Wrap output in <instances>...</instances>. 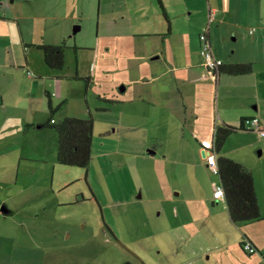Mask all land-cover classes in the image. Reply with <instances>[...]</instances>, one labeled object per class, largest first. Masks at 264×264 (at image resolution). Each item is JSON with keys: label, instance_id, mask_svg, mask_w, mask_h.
<instances>
[{"label": "rangeland", "instance_id": "1", "mask_svg": "<svg viewBox=\"0 0 264 264\" xmlns=\"http://www.w3.org/2000/svg\"><path fill=\"white\" fill-rule=\"evenodd\" d=\"M1 1L5 4L9 0ZM99 3L100 0H92L89 13L86 0H57L59 8L54 16L59 23L62 17L71 19L75 9L76 14L81 12L76 41L64 50V67L57 71L67 77L66 100L78 109L87 107L88 98L91 109L102 106L107 109L94 113L89 165L86 168L60 165L56 160L54 130L27 129L24 113L5 117L0 111L1 134L15 136L0 144V207L10 212L9 217L0 218V264H264V242L262 251L253 255L244 254L239 246L245 234L264 241V220L233 223L223 201L219 204L225 209L212 219L200 214L192 219L193 203L186 191L179 197L175 196L179 193L175 190L172 192L175 198L170 203L165 201L159 171L152 161L140 157L142 152L137 153L141 150L140 137L146 136L136 127L142 122L134 110V101L142 93L154 100V105L145 110L157 119L149 128V136L162 140L182 136L190 142L195 113L192 115L186 104L188 97L182 98L172 80L183 74L187 81L193 80L199 69L191 66V70L170 72L171 68L182 67L186 57L190 62L195 60L190 56L193 51L190 46L195 45L201 33V24L174 32L171 37L166 30L137 37L135 54L127 55L121 42L119 48L110 46L108 29L96 16L95 6L99 9ZM32 5L30 0H24L21 6H16L17 15L28 14ZM227 6L234 8L232 2ZM6 17L13 33L11 39L8 28L0 31V70L12 71L15 59L21 65L26 59L38 65L37 51L27 52L28 48L20 42L17 23L20 25L24 20L12 19L10 13ZM262 24L264 20L253 15V38L262 35ZM229 34L226 29V36ZM216 38H221L217 32ZM150 50L157 54H150ZM154 56L160 59L150 60ZM195 61L197 65L200 59ZM258 70L264 72V65ZM206 82L197 103L202 108L197 130L204 131L208 146L211 133L209 125L208 129L203 125L207 120L203 116L214 115L218 123L223 100L226 98L225 104L233 110L240 98L223 95L225 80L217 88ZM127 85L126 92L120 93L119 87ZM14 92L17 96L30 95L27 85L15 88ZM53 99L57 106L60 96ZM43 116L46 119L49 115L42 106L40 117ZM224 151L250 170L257 201L262 203L264 138L250 132L232 135ZM199 162L195 156L188 162L196 178L203 179L207 186L218 184V177L206 167L202 171L196 169ZM205 206L211 212V203Z\"/></svg>", "mask_w": 264, "mask_h": 264}, {"label": "crops", "instance_id": "2", "mask_svg": "<svg viewBox=\"0 0 264 264\" xmlns=\"http://www.w3.org/2000/svg\"><path fill=\"white\" fill-rule=\"evenodd\" d=\"M30 1L33 2V5L28 8V14L17 15L16 6H21L24 0H16V4L13 3L14 0H9L5 4L0 0V12H3L1 14L2 18H0V31L5 27L9 29L7 22L10 19H7V13H10L12 19H17V21L23 19V23H20V25L17 23L21 36L20 42L24 48H28L27 52L37 51V53L35 52V58L37 59V63H39L38 65H34L26 59L25 64L21 65L15 59L11 66L12 71L0 70V111L3 110L5 117H14L20 113H24L28 126L27 129L30 127L39 130L44 129L38 126L48 122L50 118L49 104L51 108L57 110L52 119L54 122L60 121L65 117L91 118L94 122V113L98 111L105 112L107 110L106 107H93L91 109L92 105L87 98L86 108H74L76 105L65 98L66 86L64 79L67 77L57 72L62 70L50 69L44 63L43 53L35 47L43 45L59 46L63 44L65 45V49L71 48L70 42L76 41V37L74 36L80 30V27L76 26V24H80L81 22V12L76 14L75 9V14L71 19H67L65 16L57 23L54 18L59 8L56 4L57 0ZM231 2L234 5L232 10L231 6H227V4L231 5ZM253 2L255 4V11H253ZM86 3L89 13H92V0H86ZM13 4L15 5L13 6ZM95 9L97 18L108 29L110 46L112 48H119L121 42L122 45H125L123 48L127 52V55L135 54L136 45L134 43H136L135 39L137 37L151 36L156 34V32H163L165 30L169 37H171L174 32L181 33L186 28L190 27L191 29L193 26H200L201 24V33L198 35L197 41H194L195 45L190 46V48H193L190 56L194 57L195 60L200 59V62L196 65L193 63L196 62L195 60L192 59L190 62L189 58L186 57L182 67L177 69L171 68L173 70L170 72L171 74L176 71L191 70L192 67L196 66L199 69L198 74L193 80L187 81V77L184 74L172 80L175 88L180 91L182 98H184L183 95L188 97L189 100H186V104L189 105L192 115L195 113L190 142L182 139V136L167 138L166 140L158 139L155 135L149 136L148 131L150 126L154 125L157 121L156 118L149 116L148 111L145 113L147 108L154 105V100L149 95L145 93L139 95L137 101H134V110H137V119L142 122H138L136 127L141 133L146 134L144 138L140 137L141 146L139 147L141 150L137 153L142 152L140 157L144 160L152 161L155 169L159 171L160 183L164 184V200L170 203L172 197H180L183 191H186L188 199L193 203L192 207L194 209L190 217L194 219V215L197 217L200 214V217L204 216L212 219L220 212H223L222 209H225L219 204V201L222 200L214 196L213 186L216 184L211 183V186H207L203 179L196 178L195 174L191 171L192 165L188 162L195 156L200 161L195 164L197 166L196 169L202 171L201 168L206 167L210 171L206 164V158L208 153H211L213 133L216 126L228 125L238 127L243 119L257 117L264 128V99H261V97H264V72L261 73L258 70L259 66L264 65V39H262L264 38V24H262V35L253 38V15L254 17H258V20H264V0H100L99 9L97 6H95ZM76 28L77 31L74 32ZM206 28L209 31H206ZM226 29L230 31L228 36H226ZM9 31L12 39L13 32L10 29ZM216 32L220 34V39L216 38ZM202 34L207 36L213 54L222 60L223 65L250 64L252 71L246 75L232 76L223 73L217 74L207 69L204 59L200 54L199 37ZM231 37L232 39H230ZM253 42L256 43V47L253 46ZM148 52L150 54H157L151 50ZM40 59L42 60L41 63ZM157 59H160V57L154 56L150 60L154 61ZM165 62L168 64L167 60ZM30 70H33L35 73H31ZM90 79V81H93L91 77ZM223 80H225L223 90L226 92L223 95L234 94L240 100L236 99L238 101L237 107L232 110L225 104L227 100L224 97L218 123L215 122L214 115L203 116L204 119H207L203 125H207V129L209 125V132L211 133L210 143L206 146L204 131L201 128L197 130V126L200 125L199 118L201 117V114L198 115V113L202 110L201 106L197 105V103L201 101L202 84H207L206 81H208L214 86L213 88H217ZM144 82H146L145 79ZM8 85L10 86L7 87ZM24 85H27L29 88L30 95L17 96L14 92L15 88H22ZM122 87L123 90L121 91ZM119 88L120 93H123L126 92L128 85L127 87L120 86ZM59 96L60 101L55 106L53 97ZM128 103H132V101ZM19 105H22L20 106L21 110H18ZM42 106L48 111L49 116L46 119H42L44 116L40 117ZM57 115L58 117H56ZM45 116L47 115L45 114ZM1 126L0 124V129ZM156 129L157 127L154 128V130ZM1 133L0 131V144L5 141L8 142L9 139L15 137L7 134L2 135ZM250 133L256 134L254 131ZM238 134H247V132L238 131L233 135L237 136ZM256 135L258 136V134ZM227 142L228 139L225 144ZM145 150H148V154H145ZM221 155L244 165L231 156L230 152L224 151V146L221 150ZM173 180H177V182H173ZM253 186L255 190V180H253ZM175 190L179 193H175L174 196L172 192H175ZM257 202L261 218H264V198L262 203L259 199ZM210 203L211 212H208L205 204ZM183 204H186V202H183ZM187 207L188 204L186 205ZM174 212H176L174 216H177V210H174ZM9 214L10 212L6 214L0 212V218H7ZM244 238L241 242L244 241L253 246L256 253L257 251H262V242L264 241L252 237L250 234H245ZM244 254L246 253L244 252ZM262 257L264 258V256Z\"/></svg>", "mask_w": 264, "mask_h": 264}, {"label": "trees", "instance_id": "3", "mask_svg": "<svg viewBox=\"0 0 264 264\" xmlns=\"http://www.w3.org/2000/svg\"><path fill=\"white\" fill-rule=\"evenodd\" d=\"M35 47L43 53L44 63L50 69H63L65 45ZM251 71L250 64L223 65L222 62L221 66L214 70V73L242 76L249 74ZM87 81L89 82V79ZM56 111L49 104L50 118L46 124L38 127L50 128L55 131L57 135L56 160L60 165L86 168L91 160L92 119L65 117L54 122L52 119ZM246 119H243L238 127L216 126L213 133L211 152L216 156L218 184L224 191V203L229 217L233 223L247 224L264 219L260 215L252 174L246 167L221 155V150L231 135L238 131L251 132L244 127ZM243 244L244 241L239 244L241 250H243Z\"/></svg>", "mask_w": 264, "mask_h": 264}, {"label": "built area", "instance_id": "4", "mask_svg": "<svg viewBox=\"0 0 264 264\" xmlns=\"http://www.w3.org/2000/svg\"><path fill=\"white\" fill-rule=\"evenodd\" d=\"M199 40H200V54L204 59L205 66L207 69L214 72V70H216L219 66H221L222 62L220 59H217L213 54L210 43L205 34L200 35ZM244 127L247 130L256 132V134H258L259 137L264 138V128L257 117L246 119L244 122ZM206 160H207V166L211 171V173L217 176L218 168L214 156L213 155L207 156ZM213 192L215 198L220 199L222 201L224 200V191L220 185H215ZM242 249L248 255H252L256 252L253 246H251L246 242H244V244L242 245Z\"/></svg>", "mask_w": 264, "mask_h": 264}, {"label": "water", "instance_id": "5", "mask_svg": "<svg viewBox=\"0 0 264 264\" xmlns=\"http://www.w3.org/2000/svg\"><path fill=\"white\" fill-rule=\"evenodd\" d=\"M76 31H77V28L74 29V32H76ZM120 90L122 91L123 90V87ZM0 212H2L3 214L8 213L7 210H6V208L4 206L1 207Z\"/></svg>", "mask_w": 264, "mask_h": 264}, {"label": "flooded vegetation", "instance_id": "6", "mask_svg": "<svg viewBox=\"0 0 264 264\" xmlns=\"http://www.w3.org/2000/svg\"><path fill=\"white\" fill-rule=\"evenodd\" d=\"M212 153V152H211ZM211 153H208V155L207 156H210L211 155ZM213 156H214V158H215V160H216V156L213 154ZM206 163H207V160H206ZM208 167V166H207ZM209 169V168H208ZM216 176V175H215ZM218 177V176H217ZM216 185H219V184H216ZM215 186V185H214ZM214 186H213V189H214ZM111 235H112V237L114 238V235L111 233ZM138 258V257H137ZM139 259V258H138ZM126 264V263H125Z\"/></svg>", "mask_w": 264, "mask_h": 264}]
</instances>
